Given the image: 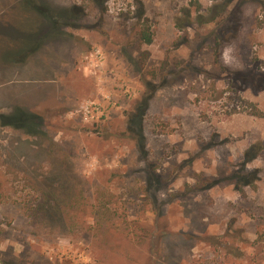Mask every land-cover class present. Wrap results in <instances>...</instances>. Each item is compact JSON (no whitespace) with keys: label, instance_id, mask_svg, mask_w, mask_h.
I'll list each match as a JSON object with an SVG mask.
<instances>
[{"label":"rangeland","instance_id":"1","mask_svg":"<svg viewBox=\"0 0 264 264\" xmlns=\"http://www.w3.org/2000/svg\"><path fill=\"white\" fill-rule=\"evenodd\" d=\"M0 264H264V0H0Z\"/></svg>","mask_w":264,"mask_h":264},{"label":"trees","instance_id":"2","mask_svg":"<svg viewBox=\"0 0 264 264\" xmlns=\"http://www.w3.org/2000/svg\"><path fill=\"white\" fill-rule=\"evenodd\" d=\"M200 20H201V17H199V22ZM145 39H147L148 42H151V39L148 36H146ZM148 86L152 88V85L148 84ZM153 96L154 95L152 93H149L145 96L144 102L137 108L135 112L131 114L130 116L131 123L132 122L134 123L136 121H137V124L139 125L140 123H142L143 117L148 109L149 102L152 100ZM37 119L38 117L36 115L34 114L33 116L25 115V111L23 112L22 110H19V109H17L16 112L11 116H2V120L5 126H11L15 129L24 130L28 134H39L38 125L36 124ZM141 141H142L141 145H143V139H141ZM256 156L257 154L254 153V147L248 150L245 154L244 165L246 166L248 163L252 162L256 158ZM210 186H212V184Z\"/></svg>","mask_w":264,"mask_h":264},{"label":"built area","instance_id":"3","mask_svg":"<svg viewBox=\"0 0 264 264\" xmlns=\"http://www.w3.org/2000/svg\"><path fill=\"white\" fill-rule=\"evenodd\" d=\"M86 60L90 61L93 67V73L97 74L103 66L104 56L101 50H96L91 57H86ZM82 112L84 113L86 119L93 117L94 113L103 115L100 106L96 103H88L86 105H83Z\"/></svg>","mask_w":264,"mask_h":264}]
</instances>
